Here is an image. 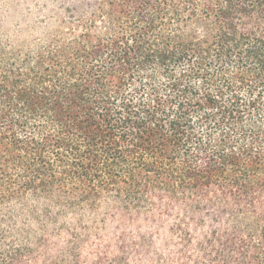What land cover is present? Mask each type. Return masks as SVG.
I'll use <instances>...</instances> for the list:
<instances>
[{"label": "trees", "instance_id": "obj_1", "mask_svg": "<svg viewBox=\"0 0 264 264\" xmlns=\"http://www.w3.org/2000/svg\"><path fill=\"white\" fill-rule=\"evenodd\" d=\"M33 1L0 0V264H264V0Z\"/></svg>", "mask_w": 264, "mask_h": 264}, {"label": "rangeland", "instance_id": "obj_2", "mask_svg": "<svg viewBox=\"0 0 264 264\" xmlns=\"http://www.w3.org/2000/svg\"><path fill=\"white\" fill-rule=\"evenodd\" d=\"M39 3L34 0L32 4H21L18 7L23 9L24 13H31L35 8L39 7ZM110 224L112 225V222L109 223L107 229L102 228L100 231L106 233L107 230L111 229ZM151 239L152 241L149 242L154 243L152 248L141 249L138 247L141 238L139 236L130 237L128 240L132 250L127 249L124 253L116 254V258L113 253V256L110 255V258L113 259L111 264H162L164 262L167 264H187V250H174L169 254L168 250L161 248L162 243L168 242V237L165 233L155 235ZM171 240L176 243L175 239Z\"/></svg>", "mask_w": 264, "mask_h": 264}]
</instances>
